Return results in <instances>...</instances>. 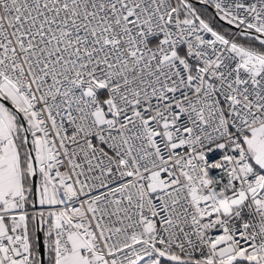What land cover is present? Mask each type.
<instances>
[{
  "label": "snow or ice",
  "instance_id": "6c2138e0",
  "mask_svg": "<svg viewBox=\"0 0 264 264\" xmlns=\"http://www.w3.org/2000/svg\"><path fill=\"white\" fill-rule=\"evenodd\" d=\"M0 264H264V0H0Z\"/></svg>",
  "mask_w": 264,
  "mask_h": 264
}]
</instances>
